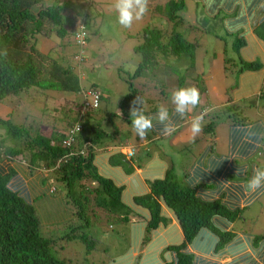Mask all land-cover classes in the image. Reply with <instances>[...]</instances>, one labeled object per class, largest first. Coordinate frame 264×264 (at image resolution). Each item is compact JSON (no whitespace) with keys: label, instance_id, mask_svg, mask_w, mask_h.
<instances>
[{"label":"trees","instance_id":"trees-1","mask_svg":"<svg viewBox=\"0 0 264 264\" xmlns=\"http://www.w3.org/2000/svg\"><path fill=\"white\" fill-rule=\"evenodd\" d=\"M45 1L47 0H0V105L14 99L27 102L42 92L62 95L78 94L81 90L82 83L72 65L66 60H52L48 52L37 51L36 37L45 32L46 26L50 28L48 32H53L55 36L63 39L71 33V27H66V24H74L67 20L66 11L72 9L69 0L48 7L44 6ZM160 1L165 3L156 6L157 11L166 18L172 28L161 31L149 25L142 30L141 43L133 49L140 57L132 76L134 80L150 75L153 78L154 71L162 64L169 66L170 60L173 62L184 57L192 58L200 44L197 38L189 41V37L195 36V31L186 27L188 21L178 16V12L186 8L185 0ZM150 2L149 0V4ZM37 7L38 10L34 12ZM199 8L200 4L196 3L194 10L198 11ZM86 16L83 17L86 27L83 26L82 29L85 45L89 41L87 33H90L86 32L87 21L100 24L96 21V14H89L88 18ZM99 17L101 18V15ZM204 18L201 22L203 24H219L224 21L225 15L216 13L213 17L207 15ZM101 26L103 25L100 24ZM254 31L256 36L264 41V22ZM80 32V29H76L72 34L73 38ZM226 36L233 38L236 49H232L236 52V58L228 59L229 65L234 62L232 67L237 69L236 74L259 70L258 63L245 62L238 51L245 47L243 36L240 33L232 37ZM75 46L78 49L84 47L79 46L78 42ZM5 51L6 56L3 55ZM223 55L225 56V52ZM74 56L83 61L86 59L85 53L81 55L78 50L68 60H73ZM165 61L167 63H163ZM195 81L199 82L198 79ZM179 82L181 84L177 88H181L186 81L181 79ZM198 86L194 85L196 88ZM89 88L96 93L95 105L88 108V113H83V119L80 120L82 106L94 102L93 98L86 97L82 88L80 95H83V103L80 106L75 105V108L63 109V118L58 119L62 120L61 126H56L54 121L50 125L51 135L41 132V127L44 126L42 123L24 121L14 124L11 113L5 119L0 118V131L3 132L0 137V264H73L61 259L57 254L56 241L42 236V219L34 206L28 184L12 165L24 166L30 176L37 171L46 173L43 186L47 184L48 194H63L64 202L73 210L74 217L71 223L58 226L66 228L79 220L81 223L77 228L88 230L94 223L93 220L100 219L99 215H103V221L113 220L117 224L121 223L120 238L124 239L126 244L117 245L114 250H110L108 256L103 257L107 264H196L198 257L188 252V249L207 254L213 250L214 254H218L219 250L230 248L229 252L235 255L242 246L232 243L237 235L250 237L253 227L264 229V223L261 221L251 223V216L245 211L246 208L242 207L241 200L229 192L227 187L226 196L229 200L225 201L224 194L212 201L199 197V187L190 188L184 184L188 170L183 173L182 181H178L171 165L162 171V166L156 164L153 171H150L151 175H146L151 179L147 185L148 190L144 188L141 177L134 174L136 170L133 160H127V155L120 152V144H125L126 140L119 139L115 142L117 138H110V135L119 138L116 125L127 122L132 128L130 110L134 106L133 101L142 96L130 84L129 93L119 102L117 111L102 115L97 109L103 94L97 92L95 84ZM206 89L202 87L199 90L200 112L207 110L205 116L212 113L215 117H220L224 114L222 122L230 127H244L250 123L244 108L238 104L210 107ZM261 93L255 102L246 106L252 109L255 115L256 111L264 114V105L261 103H264V90ZM30 100L29 103H33L32 99ZM72 104L71 102V106ZM135 106L143 108V104ZM157 110L158 108H148L145 114L154 116ZM168 110L174 121L181 118L174 108ZM41 111L42 114L46 113L45 110ZM174 114L176 118H173ZM116 121L120 123L117 124ZM158 122L154 119L153 125ZM78 125L81 130L75 134L76 142L66 147L64 142L70 138L68 131H73ZM215 126L214 122L209 123L204 127L203 133L213 134ZM153 136L155 133L152 130L144 139L154 143ZM7 142L9 145H6ZM178 146L171 143L167 145V150L171 152L172 158L177 157L176 160L181 156ZM191 146L192 144L182 148ZM131 150L134 152L133 148ZM144 153H139L141 159L157 156L155 151L148 150ZM157 157L160 162L167 161L163 151H160ZM195 159L196 157L193 158V164ZM40 198L41 196H38L35 200L39 202ZM169 221L175 223V228H168L165 233ZM222 221L221 228L218 224ZM252 235L254 245L264 251V232ZM61 239L65 243L77 239L86 245L85 253L89 258L91 254L98 252L93 240L86 233L74 235L71 232ZM244 261L240 259L236 264H247V261Z\"/></svg>","mask_w":264,"mask_h":264},{"label":"rangeland","instance_id":"rangeland-1","mask_svg":"<svg viewBox=\"0 0 264 264\" xmlns=\"http://www.w3.org/2000/svg\"><path fill=\"white\" fill-rule=\"evenodd\" d=\"M63 1L64 0H47L44 2V6L48 7L55 3L62 4ZM69 1L72 9L66 11L67 20L72 21V23L74 22V24H72V26L66 24V27H71L69 28L71 33L61 39L55 36L53 32H48L50 28L46 26L45 32H41V34L36 37V48L38 52H48L52 60H66L68 64L72 65L75 74L82 83L81 90H79L78 94L69 93L62 95L42 92L39 95L41 96L40 98L39 96L30 98L33 103H29L31 101L30 99H28L27 102L16 99L6 101L4 104L0 105V118L5 119L11 113L13 116L12 122L14 124H20L24 121H30V123L39 122L44 124V126L41 127V132L44 135H51L52 127H50V125L55 121L54 123L56 126L60 127L62 120L58 121V119L63 118V109L75 108V105L80 106V104L83 103V95L82 97L80 95L83 90L82 88H84L83 91H85L87 90L85 88H88L92 84L97 86V92L103 94V98L97 109L102 115L117 111L119 102L129 93L130 84H132L134 90L137 89L136 91H138V94L142 96L144 112H147L148 108L155 109L159 108L161 105L168 109L174 108V105L171 103V95L174 90L178 89L177 87L181 84V82H179L181 79H185L186 81L182 87H192L198 84L199 86L197 88L199 90L202 87H207L209 90H212L213 86H216L217 90L222 85H225L229 87L226 96H232L230 87L233 86L234 79L237 78V69H233L232 67V63L233 66L235 65L234 62L229 65L228 61L229 57H231V59L236 58L233 38L226 36L218 23L212 26L210 24L201 23L202 19H193L195 16L200 18V14H195V4L191 0H185L186 8L178 12V16L188 21V26L185 23L186 27L192 28L190 30L195 31V36L189 37V41L197 38L200 43L193 57H184L173 62L170 60L168 61V63H170L169 66L167 64H162L154 71L152 75L153 78L150 75L143 79L138 78L136 80H134L132 76L140 57L133 49L141 43L142 39L140 35L142 30L149 25H151V27L155 26L156 29H160L161 31H168L172 28V25L168 23L166 18L158 12L156 8V6H162L165 1L150 0L148 13L141 21L134 23L131 29L122 28L117 22V16L113 9L114 0ZM37 10L38 7L34 9V12ZM81 13L84 16L87 15V18L89 14H96L97 23L103 26L100 27V24L87 21L86 32H90V35L87 33L89 41L83 49H78L75 44L78 42L79 46H83V41L79 40L77 36L73 38L72 34L76 29H80L81 26L86 27L84 16H82ZM98 15H101V18ZM193 28H195V30ZM66 30H68V28H66ZM74 40L76 41L74 42ZM229 44L232 45L234 51L230 50ZM78 50L81 51V55L85 53L86 59L83 61V59L74 56L73 60H68ZM231 51L235 54H232ZM223 52H225V56H220ZM224 62L226 63L224 64ZM163 63L167 62L165 61ZM197 79L199 80L198 83L195 81ZM212 82L214 83L212 84ZM216 90L212 93L210 92V94L217 95L218 93ZM70 101L73 103L72 106ZM250 102H255V99L241 105L244 108L245 114L248 116L254 113L252 109L246 107L249 106ZM261 103L264 105L263 102ZM67 106L69 107L67 108ZM41 110H45L46 113L42 114ZM200 111V106L195 108L193 112L190 113L191 117L186 120V126L184 125V127L190 130L192 118L205 112ZM224 118V114L220 115V117H215L212 113L208 114V116L204 117L203 129L209 123L214 122L216 125V136L219 135L222 132L220 126ZM116 123L119 124L120 122L116 121ZM116 126L119 131L117 134L119 138L116 137V135H110L111 139L117 138L115 142H118L119 139L121 141L125 139L130 147L136 148L133 145L139 144L145 140L138 137L127 122ZM110 132H112V130H110ZM2 134L3 132L0 131V137ZM175 135L176 133L172 134L170 137H161L162 139L160 141H170ZM191 139V142H193L191 147L182 148L181 145L178 146V149L181 151L179 160L182 162L179 168H174V175L178 181L182 178L183 173L189 169L193 158L197 157L200 151L211 145L214 134H206L202 131L198 136L195 138L191 137ZM6 145H9L8 142ZM152 145H154V143H149V147H147L149 151H154ZM157 148L163 151L167 160L172 158L171 152L167 150L164 144H160ZM148 150L143 149L137 151L133 162L137 161L139 153L141 154ZM54 185H57V183H54ZM262 201L264 203V197ZM43 203L44 200L38 203L39 210H42ZM63 214L64 213H60L54 208L49 209L46 205H43L45 220L41 217L43 221L41 220L40 223V232L43 237L56 241L57 254L68 263L107 264V261H105L103 257L108 256L107 254L111 253L110 250H114L117 245L122 246L126 244V241L120 238L121 231L119 227L121 223L117 224L113 220H109L108 222L105 220L103 221V215H99L100 219L98 221L93 220L96 224L92 223L88 230L77 228L81 223L79 220L74 225L68 227H66V225L63 226L66 228H62L56 224L61 221L59 217ZM47 221H50L52 225H46L45 223ZM108 226L112 227L108 228ZM71 232L74 235H80L82 233L88 234L93 240L96 246L95 249H97L98 252L91 254L89 258L85 253L86 245L78 242L77 239H73L66 243L63 242L61 237L70 235ZM96 259H98V261H96Z\"/></svg>","mask_w":264,"mask_h":264},{"label":"crops","instance_id":"crops-1","mask_svg":"<svg viewBox=\"0 0 264 264\" xmlns=\"http://www.w3.org/2000/svg\"><path fill=\"white\" fill-rule=\"evenodd\" d=\"M191 1L194 2V4H200L198 11H195V14H200V18L195 16L193 19L205 20L204 17L207 15L213 17L216 13L224 14V21L221 23L219 22L222 31L227 33L225 35L231 37L240 33L245 42V47L238 50L242 59L245 62L258 63L260 65L257 71H246L236 74L237 78L234 79L233 86L230 87L232 91V96L230 97L226 96L228 94V86L222 85L217 90L216 86H213L212 90L206 87V98L210 102V107H218L226 104H238L241 106L245 102L258 98L262 95L261 91L264 90V41L256 36L254 30H256V27H258L261 22H264V0ZM210 25L214 26L212 23H210ZM229 46L232 50V45L229 44ZM232 53L234 54V52ZM220 56L224 55L221 54ZM213 83L214 82H212V84ZM214 90L218 93L217 95L210 94V92L212 93ZM206 98H204L205 102ZM256 114L257 115L251 113L249 116L247 115L250 123L244 127H230L224 122H221L222 125L220 127L222 128V132L217 136L215 126L213 142H211L210 146L200 151L194 160V164L192 163L190 165L188 176L184 179V184L190 188L199 187L197 191L198 196L207 201L217 199L221 194H224L223 196L226 198L225 201L229 200L226 196L227 187L229 192L241 200L243 204L242 207L246 208L245 211L251 216V223L253 221H261L264 223V203L262 201L264 189L252 193L247 191L245 187L248 180L253 176L255 169H264V114H259L258 111H256ZM189 117H191L190 113L183 118H179L177 121L172 119L173 122L177 124V130L172 133H176V135L167 142L160 141L162 139L161 137H167L162 134L163 125L159 124V122L154 124L153 132L155 136L153 137L155 142L154 145H152L154 151L158 154L162 151L160 148H157L160 144H164L166 148L169 143L175 146L180 144H182V146H188L192 144L191 131L188 130L187 127H184ZM173 118H176L175 114ZM120 145V152L122 155H125L132 148L129 146L128 142ZM133 146L136 147L133 148L136 154L137 151L143 149L147 150L149 143L144 140ZM157 153L156 155L158 156ZM135 154L131 158L125 156L127 160L131 161L134 159ZM157 156H153L146 160H142L139 156V160L133 162V166L136 170L134 174L141 177V184L146 189L148 188V183L151 181L146 175H151L150 171L154 169L156 164L162 166V171L166 170L170 165L174 169L175 167L179 168L182 164L179 159L176 160L177 157L160 162ZM12 167L19 172L21 178H25L24 182L28 184L34 206L43 220H45L43 205H46L49 209L54 208L58 212L64 213L59 217L61 221L56 225L71 223L73 212L64 202L63 194L61 193L59 196H50L47 192V184L43 186L45 178L47 177L46 173L44 174V172L37 171L30 176L24 166L12 165ZM238 169L239 174H237ZM182 179L183 178H180L179 181H182ZM127 180L129 181L130 177L127 178ZM223 184L226 186H223ZM56 187H59V185ZM38 196H41V201L44 200L42 210L38 208V203L40 201L38 202L35 200ZM169 222V227L164 231L165 233L168 228H175V223L173 221ZM45 224L49 226L52 225L50 221H47ZM218 225L222 228L223 221ZM261 232H264V229L259 230L253 227L250 237L237 235L232 243L242 246L239 247L235 255L229 252L228 249L230 248L219 250L218 254H214L213 250L209 254L205 252L198 253V251H194L191 248L188 249V252H192L193 255L198 257L196 264H236L240 259L247 261V264H264V251L258 249L251 239L253 238L252 234L257 235Z\"/></svg>","mask_w":264,"mask_h":264},{"label":"clouds","instance_id":"clouds-1","mask_svg":"<svg viewBox=\"0 0 264 264\" xmlns=\"http://www.w3.org/2000/svg\"><path fill=\"white\" fill-rule=\"evenodd\" d=\"M113 9L117 16V22L122 28L131 29L134 23L141 21L144 16L149 11V0H114ZM3 55H7L5 51ZM85 95L88 98H92L91 94L96 93L91 91L90 88H85ZM141 97H137L133 101V107L130 110L131 116V126L138 137L144 139L147 134L153 130V120H158L162 125V134L165 136H170L173 132L177 130V124L171 119L169 110L167 107L161 105L159 106L157 113L152 115H146L143 108L139 109L135 105L143 104ZM171 103L174 105V111L181 118L185 117L187 114L193 112L195 108L201 103V93L198 88L192 87H181L172 92ZM94 106L93 104H86L81 108L80 120L83 119L84 114H87V109ZM84 113V114H83ZM207 114V110L203 114L196 115L191 120V134L195 138L203 131L204 116ZM81 130V126L78 125L73 131H68L70 138L65 141L66 147H70L72 142H76L75 134ZM129 153H132L129 156ZM135 152L128 151L125 155L128 157H133ZM72 155V153H71ZM64 162H66L64 160ZM239 174V169L237 171ZM227 183V182H226ZM246 190L255 193L257 190L264 189V169L257 168L254 170V174L246 184ZM73 212V210H72ZM74 217V215L72 214ZM73 220V219H72Z\"/></svg>","mask_w":264,"mask_h":264},{"label":"built area","instance_id":"built-area-1","mask_svg":"<svg viewBox=\"0 0 264 264\" xmlns=\"http://www.w3.org/2000/svg\"><path fill=\"white\" fill-rule=\"evenodd\" d=\"M83 26L80 27V34H78L77 38H79V40L83 41V46H85V43H84V32H83ZM92 98L94 99V105L96 103V99H97V96L95 94H91ZM132 153H129V156H131Z\"/></svg>","mask_w":264,"mask_h":264}]
</instances>
